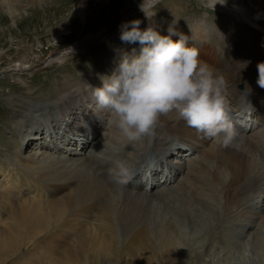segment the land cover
I'll list each match as a JSON object with an SVG mask.
<instances>
[{"label":"bare ground","instance_id":"obj_1","mask_svg":"<svg viewBox=\"0 0 264 264\" xmlns=\"http://www.w3.org/2000/svg\"><path fill=\"white\" fill-rule=\"evenodd\" d=\"M204 25H196L192 29V33L185 34L188 46L199 50L200 60L216 54L217 51H223V54L218 57L217 69L213 72L217 76H222L227 82V106L230 119L238 132L236 139L241 137L240 139L245 141L250 134V142L247 143L249 150L245 152L244 147L235 141L230 147L223 148L219 142L203 138L202 135L197 134L195 129L187 126L186 122L175 112L160 116L157 123L156 131L166 135L159 138L160 141H167L165 147L160 143L157 148L152 147V141L158 144L155 136H148L134 143L121 142L114 127L106 128L110 112L103 109L99 114L91 113V109L86 105L88 101H94L92 92L96 85L92 83L91 94H89L84 90L85 88L82 89L80 86L74 85L72 81H67V86L64 91L59 93L56 103L57 109L62 115L50 120V125L47 128L50 127L57 133L62 130L63 123H66L64 132L69 134L74 129H70L69 120L75 121V126H78L79 122L83 120L91 122L93 131L91 141L90 137H86L88 128L84 127L82 131L77 132L86 140L82 145H92L94 149V147L99 148V143L102 141L104 146L102 148L105 149L100 147V150H97L102 154L107 153L106 151L115 152V150L120 151L124 148L127 151L130 150L123 153V160L127 161L133 170L137 166H145L148 154L153 153L156 160H159V156L167 157L165 161L160 158L156 165H152L154 163L151 165L152 167L162 166L171 170L172 174L175 173L173 176L178 185L173 186L175 184L173 183L170 186L171 188L178 186L179 188H176L178 191L171 193L168 188L166 189L168 191H164L163 187L159 186L150 190L151 186L155 184L153 182L156 178L154 179L151 174L150 178L145 180L141 175L138 176V173L127 186L117 188L107 179L108 169L112 165L104 164L103 161L101 165L98 164L99 166L93 164L94 159L82 156L87 147L80 148L81 150L76 147L78 152L72 150L71 156H69H73L72 159L49 155L47 151L42 150L43 148L40 149L42 154L38 153L37 148L42 147L41 144L37 146L36 153L32 156H18L16 152V159L19 160L20 166L26 172V179L31 180L30 186L34 187V190L29 187L25 195L24 188L28 183L26 186L25 183L19 185L21 184L18 183L19 179L10 181L12 183H5L0 188V262L2 257L17 255L24 248L31 246L36 248L37 253H40L36 256L37 261L46 260L47 264H114L110 258L120 259L121 255L128 254L140 256V252L133 245H136L137 241L148 242L147 240H150L149 242L153 243V250L156 248L155 243L157 244L163 264H186L189 251L182 246L180 241H184V238L188 239L190 235L192 243L201 236L203 240L207 239V233L213 228L214 222L218 223L223 220L233 205L240 208L243 201V197L240 195L245 186L242 181H246L250 173V178L256 181L253 195L262 190L260 196L264 197V104L262 103L264 89H261L257 84V65L264 62V56L253 52L256 48V37L248 40L247 45L238 43L237 46L230 45L216 49L215 53H211L210 45L207 47L208 37L211 33ZM149 27L161 36L170 35V33L161 31L153 22H146V25L140 28L147 30ZM248 27L251 28L249 25ZM174 32L176 35H172L171 38L178 41L180 39L179 31L174 29ZM256 32L258 33L256 36L261 37V33ZM242 47L248 48L249 51ZM122 48L124 49L123 55H132L133 49L136 50L135 54L139 55L142 46L137 42L135 44L128 43ZM97 79L95 78L96 83H99ZM245 107L247 111H251L248 108L250 107L253 110L252 114L242 113L241 111L245 110ZM66 128L70 131L68 132ZM102 130L107 132L104 137ZM174 137H177L178 140L173 144ZM42 140L46 145L45 137ZM55 141L57 140L55 139ZM63 142L59 140L56 144L57 148H60ZM73 143V141L68 142V148L65 149L69 150ZM183 144L189 146L193 151L191 157L187 158L188 160L183 158L184 154H180L179 151L182 149L181 147H186L182 146ZM20 149L30 152V140L26 143V148L20 147ZM157 150L161 152L158 153ZM57 151L63 150L57 149ZM177 152H179L178 155ZM94 153L91 154L92 157L95 156ZM257 153L261 155L259 156ZM43 154L53 158L45 157L41 160L39 155ZM196 154H199L200 161L194 157ZM77 156L82 157L76 158ZM174 156L182 157L181 162L176 159L177 161L173 160L174 164H172L171 158ZM254 156H259L260 159H256ZM142 161L143 163H141ZM209 163H214L213 170L209 168ZM177 165L179 167H175ZM6 167L7 165L0 161V177L6 172ZM221 170L227 173H225L226 178L221 177L219 172ZM20 186L24 188H20ZM129 189H134V191ZM155 189H158L157 193L164 197L163 204L167 209H170L172 214L168 224H165L164 219L158 216L160 208L156 207L154 202L156 200L146 202L149 191L153 192ZM43 190L50 191L49 198L41 197L40 191L43 192ZM17 195H20L17 198H25L16 199ZM254 201L256 210L259 208L258 212L253 211L254 219L252 216L250 217L251 211L248 207L245 208L244 213L242 212L243 217L238 224L240 226L247 220H253L249 231H247L249 236L253 233H255L254 236L257 234L254 228L257 226L259 229L261 228L259 220L264 215V200L260 205L257 204V200ZM206 210L209 212L205 223L207 222L206 226L210 228L197 230L203 215H207ZM209 217L212 218L211 222ZM118 226L123 227L126 232H121ZM65 231H67L66 237L65 233L63 234ZM221 232L212 233L213 237H211L216 240L217 235ZM123 234L125 237L121 238L120 236ZM175 235L177 242H175ZM263 237L260 238L263 240ZM70 238L74 241H71ZM120 239L123 240L121 246H119ZM124 244L130 245L125 247Z\"/></svg>","mask_w":264,"mask_h":264},{"label":"rangeland","instance_id":"obj_2","mask_svg":"<svg viewBox=\"0 0 264 264\" xmlns=\"http://www.w3.org/2000/svg\"><path fill=\"white\" fill-rule=\"evenodd\" d=\"M142 2L143 0H0V161L7 165L6 172L0 177V188L5 183H12L19 179L18 183H21L19 185L25 183L26 186L28 183L25 188L20 186V188H24L25 195L29 187L34 190V187L30 186L31 180L26 179V172L20 166L19 160L16 159V152L18 156H32L40 144L42 147L37 148L38 153L42 154L40 149L43 148L42 150L47 151L49 155L66 157V159L74 158L73 156L69 157L72 150L78 152V148L81 150L80 148L87 147L82 156L94 159V162L92 160L91 162L96 166L101 165L102 160L104 164L108 163L113 166L114 161L123 160L124 152L130 151L124 148L120 151L115 150V152L106 151L108 154L98 153L97 150L104 147L100 140L99 148L94 147L93 149L92 145H82L86 140L77 132L82 131L84 127L88 128L86 137H90V141L93 139L92 123L86 120L80 121L78 126H75V121L69 120L70 129L74 128L69 134L64 132L66 123H63L62 130L57 131V133L50 127L47 128L50 125V120L62 115L59 113L56 103L59 93L64 91L67 86V81H72L74 85L80 86L82 89L85 88L84 90L91 94L92 83L96 87H102L100 77L110 76L115 70L123 56L124 49L122 47L127 45L119 38L122 24L132 20H140L142 21L140 27L142 28L146 22H153L167 34L170 33V28L176 29L179 31V38L180 35L185 36L188 32L192 33V29L196 25L205 24V28L211 33L208 37L209 44H207V47L210 45L211 53H215L216 49L230 45L237 46L238 43H246L247 45L248 40L256 37V48L253 52L264 56V0H220L221 4H217L215 10L202 7L198 0H160L155 9L156 14L150 20L139 10V5ZM256 31L261 33V37L256 36ZM229 49L231 50V48ZM242 49L249 51L246 47H242ZM222 54L223 51L220 50L201 61L207 63L212 70H216L218 57ZM95 78H98L99 83H96ZM89 80L91 81L87 82ZM262 101L264 104V99ZM78 104L80 103L78 102ZM86 105L91 109V113L99 114L103 110L97 106L95 100L88 101ZM67 131L70 130L67 129ZM153 136L156 137L158 144L152 141V147L157 148L159 143L165 147L167 141L159 140V138L166 136L164 133L155 131ZM43 137H45L47 146L44 145ZM79 138L82 140H78ZM240 138L234 141L244 147L245 152H247L250 134L245 141ZM28 140L31 143L30 152L20 149V147L26 148ZM59 140L64 142L60 148H57L56 144ZM177 140L178 138L174 137L173 144ZM70 141L74 142L72 146L74 148L65 149L68 148L67 145ZM182 146L186 147H181L180 154L183 153L185 159L190 158L193 151L186 144ZM57 149L63 151H57ZM157 152L160 153L161 151L157 150ZM93 153L94 157L91 156ZM178 154L179 152H177ZM49 155H39V158L41 160L45 157H48L47 159L53 158ZM257 155L260 156L261 154L257 153ZM259 156L254 157L260 159ZM194 157L200 161L199 154ZM159 158L163 157L159 156ZM181 158L174 156L171 158V163L176 159L181 162ZM40 159L39 161H41ZM165 159L167 157L163 160L165 161ZM209 164V168L213 170L214 163ZM175 167H179V165ZM168 170L162 166L149 168L150 176L153 174L154 179L156 178L153 182L155 184L151 186L150 190L159 186L163 187L164 191L169 190L171 193L178 191L176 190L179 188L178 186L174 188L170 186L173 183H175L173 186L178 184L174 178L175 173L172 174L171 170ZM219 172L222 178L227 177L226 172L222 170ZM250 175L251 173L246 181H242L246 187L244 186L240 195L243 197L240 208L233 205L223 220L218 223L214 222L211 232L208 231L207 233V239L203 240L201 236L202 239L199 237L192 243L190 240L192 236L190 235L189 240L184 238V241H180L182 246L189 251L186 264H264V245L262 246L264 244V215L259 220L261 228L259 229V226L254 228L256 233L260 235L254 236L255 233H253L249 236L247 233L253 220H247L238 226L245 208L250 207V217L252 216L254 219L253 211H259V208L256 210L254 207L256 205L254 200L258 201V205L264 200L263 195L260 196L262 190L253 195L256 181H253ZM167 188L168 190H166ZM129 190L134 191V189ZM157 191L158 189L153 192L149 191L146 202L156 200L154 201L156 207L160 208L158 216L164 219L165 224H168L172 214L170 209H167L163 204L164 197L160 196ZM49 192V190H43V192L40 191V195L41 197L46 196L47 199L50 196L48 195ZM18 196L20 195H17L16 199L25 198H17ZM206 211L207 215H203L204 217L198 226L201 229L197 228V230L210 228L206 226L207 222L205 223L209 212ZM256 217L258 218V215ZM209 219L211 222L212 218L209 217ZM118 228L121 232H126L123 227L118 226ZM217 231L222 232L217 235L216 241L212 237ZM188 232H190L189 229ZM64 233L66 237L67 231ZM259 236L263 237V240ZM120 237H125V235ZM176 238L175 235V242H177ZM213 239L214 242H212ZM147 241H137L136 245H138H133L140 252V256L138 254L133 256L121 255L122 258L121 256L120 259L110 258V261L114 264H163L157 244L155 243L156 248L153 250V243L149 242L150 240ZM121 242H123L122 239H120L119 246H121ZM128 245L124 244L125 247ZM37 255L40 253H37L36 248L28 246L17 255L2 257L0 264L48 263L46 260L37 261Z\"/></svg>","mask_w":264,"mask_h":264},{"label":"clouds","instance_id":"obj_3","mask_svg":"<svg viewBox=\"0 0 264 264\" xmlns=\"http://www.w3.org/2000/svg\"><path fill=\"white\" fill-rule=\"evenodd\" d=\"M215 10L220 0H198ZM160 0H143L139 10L149 20ZM142 21L132 20L120 27V40L139 42L140 54L123 55L110 76H101L102 87L92 96L101 109L110 112L106 128H115L121 142L134 143L155 135L159 117L175 112L203 138L230 147L238 132L230 119L226 97L227 82L199 59L200 52L188 46L186 36H161L151 27L141 30ZM257 84L264 89V62L257 65ZM107 135L103 131L102 136ZM134 170L125 160H116L107 179L117 188L127 186Z\"/></svg>","mask_w":264,"mask_h":264}]
</instances>
